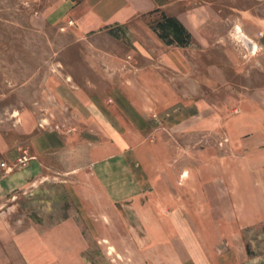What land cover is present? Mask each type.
<instances>
[{"label": "rangeland", "instance_id": "374dc122", "mask_svg": "<svg viewBox=\"0 0 264 264\" xmlns=\"http://www.w3.org/2000/svg\"><path fill=\"white\" fill-rule=\"evenodd\" d=\"M38 2L0 0V145L21 165L37 134L71 135L76 164L101 159L90 144L112 130L83 102L123 97L146 120L145 187L113 202L87 177L81 203L51 173L8 190L0 149V264H264V0H134L109 61ZM68 154L48 165L68 171Z\"/></svg>", "mask_w": 264, "mask_h": 264}, {"label": "crops", "instance_id": "0c3cea01", "mask_svg": "<svg viewBox=\"0 0 264 264\" xmlns=\"http://www.w3.org/2000/svg\"><path fill=\"white\" fill-rule=\"evenodd\" d=\"M26 1L28 3L32 1H40L38 3H41L42 1V12L48 14V18L56 26L65 23V28H63L70 33L73 42L83 41L88 45L89 50H91V45L100 44L101 49L98 54L86 53V60L90 61H109L110 59H114L113 54L108 50V45L115 41L116 36L121 33L118 32L120 29H124L143 13L135 5L134 0ZM27 55V53H20L11 57H14L12 58L14 60L23 61L28 59ZM100 76H106L107 79V75L103 73ZM104 87L102 91L108 92L109 83L104 84ZM111 92L120 93L119 87L113 86ZM63 103L64 108L77 114L78 108L73 106L74 104ZM83 107L95 108L100 114L98 119H101L102 123L111 127V134L104 133L106 139L103 141L106 142L108 140L113 142L112 144H105L104 146L95 143L90 144L92 149H108L106 157L97 159V157L94 158L92 156L91 152V155L83 159L84 164L78 165L76 164V160L78 159L75 152L76 148L71 145L72 141L75 140L73 136L69 135L63 138L60 136L58 140H51L43 133H39L33 140L31 160L21 165H15L21 158V153L15 149H8L3 144V147L0 145V149L4 153L6 160L15 169L18 168L17 171H11L12 174L6 176V189L12 190L18 186L23 187L34 177L40 178L51 173H65L71 175L70 180H75L74 185L70 184L68 188L76 190V195H78L79 202L81 203H86V201L81 200V193H78V190L80 191L82 188L88 190L90 186L87 183V177L89 180H94L98 184L99 189L104 192L106 198L112 199L113 202H115L116 197L125 195V192H120L119 190L131 189L130 194L140 193L145 184L141 180V160L136 155V152L140 149L138 142L142 139V124L146 120L144 121L138 109L130 101L123 99V97H114L111 102H107L101 96H98L97 100L90 98L89 103L83 102ZM98 119L95 120L90 117L89 122L100 126L102 123ZM85 147L88 148L86 145ZM66 152L69 153L68 157L70 159L68 171H61L48 165L51 157L52 160H56L57 157H64V153ZM73 173H77L76 176ZM106 182H109L110 185H107ZM110 189L113 191L110 192Z\"/></svg>", "mask_w": 264, "mask_h": 264}, {"label": "built area", "instance_id": "2783aa9c", "mask_svg": "<svg viewBox=\"0 0 264 264\" xmlns=\"http://www.w3.org/2000/svg\"><path fill=\"white\" fill-rule=\"evenodd\" d=\"M72 24V23H71ZM26 160V158H24ZM21 163H24V160H20ZM2 167L6 168V170L11 171V169L6 165V163L2 164Z\"/></svg>", "mask_w": 264, "mask_h": 264}]
</instances>
